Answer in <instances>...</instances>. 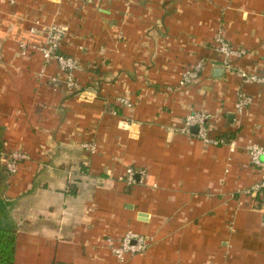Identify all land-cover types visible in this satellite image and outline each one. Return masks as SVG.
<instances>
[{
	"label": "crops",
	"instance_id": "0c3cea01",
	"mask_svg": "<svg viewBox=\"0 0 264 264\" xmlns=\"http://www.w3.org/2000/svg\"><path fill=\"white\" fill-rule=\"evenodd\" d=\"M51 25L81 63L79 90L55 89L39 78L41 54L21 53L32 28ZM221 34L246 51L235 70L264 75V0H0L3 155L28 156L8 181L15 264H117L108 239L130 231L152 241L125 264H264L262 174L249 155L264 146V85L224 68ZM241 93L253 103L238 114ZM194 112L226 144L183 132Z\"/></svg>",
	"mask_w": 264,
	"mask_h": 264
},
{
	"label": "built area",
	"instance_id": "2783aa9c",
	"mask_svg": "<svg viewBox=\"0 0 264 264\" xmlns=\"http://www.w3.org/2000/svg\"><path fill=\"white\" fill-rule=\"evenodd\" d=\"M42 32L40 40H33V37ZM65 36L63 28L57 25H51L47 27L32 28L30 31V37L19 42V47L23 56H26L28 51L34 50L41 54L43 58V68L39 73L40 79H47L52 87L55 89H63L68 91H76L80 89L77 73L81 70L80 61L73 57L61 52V42ZM216 51L223 57V65L227 71H235L238 73L245 83H257L264 85V75L250 74L241 69L235 70L233 66V60L242 58L246 55V51L242 48H235L230 42H228L222 34L216 38ZM52 64H56L57 72L54 75H48L46 73L48 67ZM202 64L193 68H189L182 73L179 86L187 87L194 84L200 79ZM118 102L124 107H132L133 104L125 97L118 98ZM253 103L252 97L245 93H241L238 96L236 102V112L242 114ZM212 121V116L205 112H194L190 114L184 121L183 132L191 135V128L196 127L198 133L195 134L197 138L205 142L206 144L224 145V140H215L209 136V128ZM127 124V123H125ZM84 147L90 150L91 153H95L97 146L95 142L86 143ZM250 160L253 166L261 170L262 179L260 183L255 187V190L261 192V199L264 205V146L257 144H251L249 147ZM28 156L23 150H16L8 155H3L2 163L11 175H15L19 171V167L22 162L27 160ZM136 171L133 168L127 170V182L134 183ZM152 239L149 236L137 234L135 232H127L119 241L115 244L114 241L109 238L111 252L117 261V264H125L128 256L144 253L151 245Z\"/></svg>",
	"mask_w": 264,
	"mask_h": 264
},
{
	"label": "trees",
	"instance_id": "16d2710c",
	"mask_svg": "<svg viewBox=\"0 0 264 264\" xmlns=\"http://www.w3.org/2000/svg\"><path fill=\"white\" fill-rule=\"evenodd\" d=\"M4 135L5 129L0 126V264H15L18 229L10 215L13 202L7 197L8 181L12 175L2 163L5 150Z\"/></svg>",
	"mask_w": 264,
	"mask_h": 264
},
{
	"label": "water",
	"instance_id": "95a60500",
	"mask_svg": "<svg viewBox=\"0 0 264 264\" xmlns=\"http://www.w3.org/2000/svg\"><path fill=\"white\" fill-rule=\"evenodd\" d=\"M192 131L197 133L198 132V129L196 127H193L192 128Z\"/></svg>",
	"mask_w": 264,
	"mask_h": 264
}]
</instances>
